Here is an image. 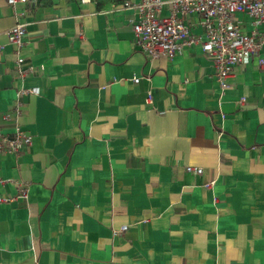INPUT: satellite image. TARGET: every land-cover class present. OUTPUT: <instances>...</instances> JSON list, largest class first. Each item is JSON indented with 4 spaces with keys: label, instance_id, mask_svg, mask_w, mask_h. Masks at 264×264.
I'll return each mask as SVG.
<instances>
[{
    "label": "crops",
    "instance_id": "crops-1",
    "mask_svg": "<svg viewBox=\"0 0 264 264\" xmlns=\"http://www.w3.org/2000/svg\"><path fill=\"white\" fill-rule=\"evenodd\" d=\"M140 1L0 0V132L33 137L0 153V264H264V48L223 89L202 43L136 46Z\"/></svg>",
    "mask_w": 264,
    "mask_h": 264
},
{
    "label": "built area",
    "instance_id": "built-area-1",
    "mask_svg": "<svg viewBox=\"0 0 264 264\" xmlns=\"http://www.w3.org/2000/svg\"><path fill=\"white\" fill-rule=\"evenodd\" d=\"M16 5L24 0H5ZM85 2L86 0H82ZM169 4V14L162 16V9ZM138 17L133 24L136 46L153 58L175 56L185 47L202 43L216 67V78L225 89L236 64L248 62L264 48V0H141L135 6ZM235 13H246L254 19L256 27L251 32L243 31L234 19ZM187 14H197L205 29L206 40L191 33L184 21ZM258 25H263L259 28ZM10 41L18 48L23 45L25 26L16 24L9 30ZM21 63L23 58H19ZM264 65V58L260 59ZM139 82V78H134ZM38 90H34L37 92ZM149 93L147 102L152 103ZM32 135L17 126L12 135L0 132V153L18 152L31 145ZM188 172L201 174L203 168L189 165ZM23 195L26 190L22 189ZM9 201V198H0ZM127 226H122L124 231Z\"/></svg>",
    "mask_w": 264,
    "mask_h": 264
}]
</instances>
